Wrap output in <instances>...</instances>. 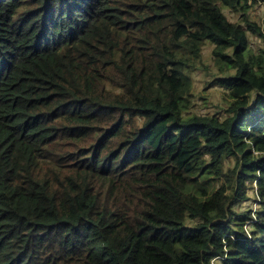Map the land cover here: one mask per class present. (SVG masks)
Instances as JSON below:
<instances>
[{
  "label": "trees",
  "instance_id": "1",
  "mask_svg": "<svg viewBox=\"0 0 264 264\" xmlns=\"http://www.w3.org/2000/svg\"><path fill=\"white\" fill-rule=\"evenodd\" d=\"M249 7L0 0V264H264ZM207 42L224 120L192 112Z\"/></svg>",
  "mask_w": 264,
  "mask_h": 264
},
{
  "label": "rangeland",
  "instance_id": "2",
  "mask_svg": "<svg viewBox=\"0 0 264 264\" xmlns=\"http://www.w3.org/2000/svg\"><path fill=\"white\" fill-rule=\"evenodd\" d=\"M249 14L255 23L261 28L264 34V0H249ZM224 14L231 22H240V15L232 13L229 9L224 10ZM250 47L254 51L261 48V40L253 38L250 41ZM219 67L213 60V46L207 42L204 50L199 69L193 74V101L194 107L192 112L202 116H216L221 120L227 118V110L230 107V99L226 92L219 85L215 84L214 78L219 74ZM250 201L241 204L242 211L248 208L253 210L258 208L255 202V194L251 191L248 193Z\"/></svg>",
  "mask_w": 264,
  "mask_h": 264
}]
</instances>
